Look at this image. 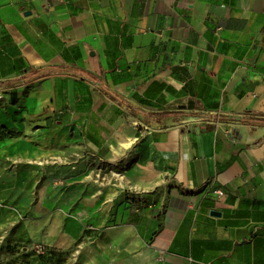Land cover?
I'll return each instance as SVG.
<instances>
[{"label":"crops","instance_id":"1","mask_svg":"<svg viewBox=\"0 0 264 264\" xmlns=\"http://www.w3.org/2000/svg\"><path fill=\"white\" fill-rule=\"evenodd\" d=\"M0 127V239L264 264V0H0Z\"/></svg>","mask_w":264,"mask_h":264},{"label":"rangeland","instance_id":"2","mask_svg":"<svg viewBox=\"0 0 264 264\" xmlns=\"http://www.w3.org/2000/svg\"><path fill=\"white\" fill-rule=\"evenodd\" d=\"M6 136L7 129L0 127V137ZM41 248L44 246L31 247L26 240L0 239V264H32L34 258H39L42 264H78L76 259H71L70 253L52 248L40 253Z\"/></svg>","mask_w":264,"mask_h":264},{"label":"built area","instance_id":"3","mask_svg":"<svg viewBox=\"0 0 264 264\" xmlns=\"http://www.w3.org/2000/svg\"><path fill=\"white\" fill-rule=\"evenodd\" d=\"M206 189H207V192H209V188L207 187ZM212 194H213V195H218V196H222V195H223V193H222L220 190H213V191H212ZM45 250H46V248L44 247V248H41V249L39 250V252H40V253H43Z\"/></svg>","mask_w":264,"mask_h":264},{"label":"trees","instance_id":"4","mask_svg":"<svg viewBox=\"0 0 264 264\" xmlns=\"http://www.w3.org/2000/svg\"><path fill=\"white\" fill-rule=\"evenodd\" d=\"M40 258L42 259V256Z\"/></svg>","mask_w":264,"mask_h":264},{"label":"water","instance_id":"5","mask_svg":"<svg viewBox=\"0 0 264 264\" xmlns=\"http://www.w3.org/2000/svg\"><path fill=\"white\" fill-rule=\"evenodd\" d=\"M215 214V213H214Z\"/></svg>","mask_w":264,"mask_h":264}]
</instances>
